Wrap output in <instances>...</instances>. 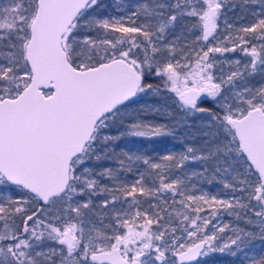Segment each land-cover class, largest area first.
<instances>
[{"label":"snow or ice","instance_id":"snow-or-ice-1","mask_svg":"<svg viewBox=\"0 0 264 264\" xmlns=\"http://www.w3.org/2000/svg\"><path fill=\"white\" fill-rule=\"evenodd\" d=\"M0 264H264V0H0Z\"/></svg>","mask_w":264,"mask_h":264}]
</instances>
